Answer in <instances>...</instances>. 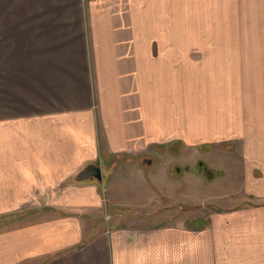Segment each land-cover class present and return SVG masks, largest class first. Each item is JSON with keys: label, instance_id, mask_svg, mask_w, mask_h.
Returning <instances> with one entry per match:
<instances>
[{"label": "crops", "instance_id": "crops-1", "mask_svg": "<svg viewBox=\"0 0 264 264\" xmlns=\"http://www.w3.org/2000/svg\"><path fill=\"white\" fill-rule=\"evenodd\" d=\"M223 1L0 0V264H264V201L208 225L146 220L164 198L166 180L145 176L159 158L249 128L231 111L238 82L264 80V46L222 40L248 11ZM245 146V189L264 193V141ZM91 163L102 178L78 180ZM134 175L141 208L109 192Z\"/></svg>", "mask_w": 264, "mask_h": 264}, {"label": "rangeland", "instance_id": "rangeland-1", "mask_svg": "<svg viewBox=\"0 0 264 264\" xmlns=\"http://www.w3.org/2000/svg\"><path fill=\"white\" fill-rule=\"evenodd\" d=\"M224 1L223 8L226 7ZM239 1H245V5L248 7V11L245 7L241 8L244 13L236 16V20L242 28L238 27L236 31L229 23L223 24L222 40H254L259 42V46H264V0ZM191 56L198 58L197 51L194 50ZM216 83L220 84L219 81ZM225 83L222 81L221 85L225 87ZM228 83L234 82L228 81ZM238 88L241 92L245 90L241 98L239 97L242 106L237 113L232 111L231 113L235 114L237 125L245 128L249 125L248 129L242 130L243 137L233 141L234 146L226 144L222 147L220 145L210 147L205 145L198 149L195 145L183 146V149L180 146H174L169 150L171 153L159 158L151 170L147 169L145 176L149 178V174L153 172L160 175L159 179L166 180L161 185L163 189L159 190V195L164 198L160 199L157 207H153V209L151 207L149 210L151 215L156 213L158 216L147 217L146 220L194 222L200 217L196 224L205 222L208 225L220 213H229L233 208L240 207L239 205H244L249 201L259 203L264 201V193L255 194L251 193L252 188H249V191L245 189L243 176V158H245V154L246 157L249 156L248 151L243 154V148L244 152L245 148L248 149V146H245L246 139L249 138V142L259 141L262 143L264 141V80L240 81ZM248 91L249 96L247 97L246 92ZM248 99L249 117L244 108ZM230 107L227 105L223 110L220 107L215 108L214 115L217 119H221L222 124L231 121L227 118ZM262 160L261 156L255 157V164L259 166H257L258 168L263 165ZM247 161L249 162V160ZM179 169L180 171L184 170V173L179 174ZM166 172L168 177H166ZM255 174L261 176L260 172H255ZM259 181H261L260 184L258 183L259 188H264V178ZM145 184L146 181L142 177L134 175L122 177L118 182L108 185L111 197L120 199L119 201L125 203L124 205L138 208L142 202L149 201L151 197V194H148L144 189ZM167 204H170L169 206L173 209L166 208ZM178 205L183 207L179 208Z\"/></svg>", "mask_w": 264, "mask_h": 264}, {"label": "water", "instance_id": "water-1", "mask_svg": "<svg viewBox=\"0 0 264 264\" xmlns=\"http://www.w3.org/2000/svg\"><path fill=\"white\" fill-rule=\"evenodd\" d=\"M102 178L101 167L98 164L91 163L88 164L77 176L78 180H85L89 178Z\"/></svg>", "mask_w": 264, "mask_h": 264}, {"label": "trees", "instance_id": "trees-1", "mask_svg": "<svg viewBox=\"0 0 264 264\" xmlns=\"http://www.w3.org/2000/svg\"><path fill=\"white\" fill-rule=\"evenodd\" d=\"M206 222H208V221L206 220Z\"/></svg>", "mask_w": 264, "mask_h": 264}]
</instances>
